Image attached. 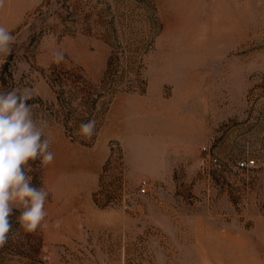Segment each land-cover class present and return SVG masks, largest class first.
I'll return each instance as SVG.
<instances>
[{
  "label": "rangeland",
  "instance_id": "374dc122",
  "mask_svg": "<svg viewBox=\"0 0 264 264\" xmlns=\"http://www.w3.org/2000/svg\"><path fill=\"white\" fill-rule=\"evenodd\" d=\"M0 25V92L54 153L28 162L47 227L0 264H264V0H4Z\"/></svg>",
  "mask_w": 264,
  "mask_h": 264
},
{
  "label": "clouds",
  "instance_id": "9594fccd",
  "mask_svg": "<svg viewBox=\"0 0 264 264\" xmlns=\"http://www.w3.org/2000/svg\"><path fill=\"white\" fill-rule=\"evenodd\" d=\"M4 0H0L3 6ZM15 37L0 25V55H10ZM64 59L61 52L54 53V61ZM30 89H12L0 92V248L9 239L15 241L23 233H34L40 227H47L45 218L48 213L45 203L49 192L31 186L32 171L30 160L40 159L41 166H47L54 160L50 151V138L45 135L47 122L34 118ZM95 120H89L79 126L77 135L90 139L95 132ZM13 208L21 210L17 218L20 229L12 232L9 217ZM60 226V221L55 222ZM11 232V236L9 233Z\"/></svg>",
  "mask_w": 264,
  "mask_h": 264
},
{
  "label": "built area",
  "instance_id": "2783aa9c",
  "mask_svg": "<svg viewBox=\"0 0 264 264\" xmlns=\"http://www.w3.org/2000/svg\"><path fill=\"white\" fill-rule=\"evenodd\" d=\"M204 149L206 150L207 148L204 147ZM211 159L214 163L218 161V159L216 157H212ZM254 165H255V159L254 158H247V159H244V160H241L238 162V167L242 168V169L250 167V166H254ZM146 184H147V181L143 180V187H145Z\"/></svg>",
  "mask_w": 264,
  "mask_h": 264
}]
</instances>
